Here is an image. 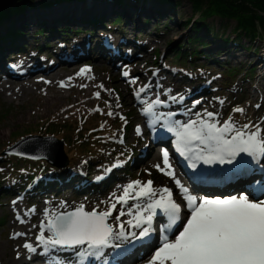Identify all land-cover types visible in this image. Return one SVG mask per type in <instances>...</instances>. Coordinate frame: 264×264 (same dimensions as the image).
Masks as SVG:
<instances>
[{"label":"rangeland","instance_id":"374dc122","mask_svg":"<svg viewBox=\"0 0 264 264\" xmlns=\"http://www.w3.org/2000/svg\"><path fill=\"white\" fill-rule=\"evenodd\" d=\"M1 1L3 0H0V2ZM10 1L12 0H7L6 3H10ZM176 3L177 7L174 11L169 9V11L165 13L160 9L161 13H159L158 16L155 14L149 16L145 31L143 30L144 32L141 33L139 30V32H137L143 35L142 48L128 47L127 52L130 50L131 54H129L126 59L122 57L125 56V51L123 50L115 57H110L109 53H103L102 49L95 48L92 50V55L95 56V59L90 60L92 55L87 52L95 41L99 43L98 32L101 30L98 29V35L92 42H87L83 32L80 34L81 37L74 34L70 37H59V35L56 34L58 39L60 38V40L64 41L68 40V46H72L75 40H77V43H75L71 49L64 50L62 52L64 54H60L62 57L59 59L58 56L54 54V52L59 53V49L56 47V50L53 52L51 51L52 53L48 52V54L44 52L41 54V60L44 61L43 64L38 65L32 63L30 68H21L20 70H25L27 73L31 71L32 74L28 79L21 80L15 77L14 74L18 73V69L15 67H13V71L10 73H0V84L3 82L4 86L9 85L7 89L3 91L0 87V180L2 182V187H5L8 182H5L4 179L15 177L16 174L20 173V171H15L14 174L12 173V169L7 165L8 160H5V156L7 155H2V150L17 139L27 136L29 133L39 135L48 134L49 129L53 128L54 125L58 128L55 130L57 134L54 135L64 140L63 146L66 152L70 154L69 156L66 154L65 163L69 162V158L74 159L73 164L76 165V168L86 173L91 172L90 174H93L92 178L103 177L101 179L103 180L105 178L103 174L106 172L107 168L111 169L110 174L117 171L120 167H112V165L118 161V156L127 153L129 148H133L134 150L133 157L128 167L131 172L130 175L115 180L102 193L73 194L69 188V181L71 180H67L66 178H64L60 184L54 186V188H56L55 190L53 189L55 194H51L50 196L46 195L47 193L43 195L34 193L36 195H31L30 192L25 194L17 192L9 197H5L4 193L1 192V260L4 261V259H6V261H15V253H11L10 251L15 243L12 240L14 238L15 226L21 224L17 220V214L21 215L25 219L26 225L31 227L34 224L39 225L41 220L46 219L44 216V210L46 208L55 210L56 212H64L83 205L86 211H91L93 208L103 210L108 206L111 195H120L123 186L134 180H151L153 181L154 187L167 186L173 190V194H175L174 198L180 201L176 194L177 190L175 184L169 177L163 175L154 167L155 164L159 163V159H157V150L161 151L165 148H156L150 140H144V135H147L149 138L150 135L148 134L149 127L146 121H144L146 116L141 112V108L143 107L141 99L151 101L159 96L162 100H170L171 96L181 94L184 97L182 101L169 102L166 105L159 106L156 111L161 110L162 112H169L170 110L168 107L172 106L170 103H180L181 107L185 109L183 114L188 117L175 116L173 117L175 118L174 120L187 121L190 118H195V113L207 109L208 111L219 113L218 119L221 123L231 115L237 122L241 120L239 122L241 124L252 121V123L264 128V26H260L259 32L262 37L261 39L253 41H250L247 37H242L240 39L242 44L250 46L248 50L244 49L239 44H233L231 46L229 44L224 48L219 42L216 43L217 39L208 37L205 39L209 41V46L206 49L210 48V50L213 51L212 54H214L217 49H220L221 52L216 58L223 62H228L227 66L234 69L232 70L234 73L231 76L223 73V67L218 66L213 61H207L202 58H199L196 63L207 65V69H202L198 67L199 65L193 66L192 64L183 65L184 68H175L173 66L175 58L172 55V50L181 43V41H187L189 29L185 22L191 17L197 18L198 15L196 13L193 15L194 12L191 5L186 0H177ZM111 6L112 5L107 3L91 1L88 5L84 6L82 4H74L71 6L63 5L45 9L44 11L30 12L26 15L28 20L26 23H29L27 26L29 28V36L27 33V39L31 41L30 46L36 43L35 41L41 42L45 40L44 38H47V35L41 36L37 34V27L40 24V19L44 18L43 21H41L44 22L49 15H51L52 19H58V14H70L73 18H69V22L62 20L57 21L56 26L61 29L64 24L68 23L69 26L77 27L80 25L79 17L84 9H90L92 11H101L104 9V11L112 16L118 9H114V6ZM141 8H139V11L136 8L127 10L128 14L125 16L124 24L121 25V28L125 27V31L128 33L130 32L128 34L130 42L135 35L131 33V31L138 30V28L134 30L135 27L133 24H135L138 17L140 18L138 21L142 22L141 18L147 15L144 13L140 14L144 12V10H147L145 7ZM137 12L139 14H137ZM131 16H133V18L135 16L137 19H133ZM110 20L113 21V19ZM47 21L48 19H46V22ZM208 22L213 23V30L217 36L220 35L219 37L228 39L235 38L232 33L233 22L223 25L218 19L214 18L208 20ZM47 25H49V23ZM114 28V39L117 41V35H119L118 29L120 26ZM109 32L110 30L105 29L103 34L105 33L104 37L111 40L112 38H109L111 36ZM211 40L213 41L211 42ZM255 47L257 53H254L253 49ZM64 57L68 59L64 60ZM258 57L262 59L261 61L263 63L258 71V73H260L259 75L255 69L251 71V67H247L249 63L252 64ZM15 60V63H17V61L23 63L24 56L16 57ZM66 61L71 62H68L65 70H63L61 66H64ZM47 64H53V71L48 76L40 71V66ZM20 66L22 65L19 64L18 67ZM86 66L90 67L91 71L84 76H77L76 74L80 69ZM124 71H128L133 77H138L139 79L137 82L135 84H129L122 76V72ZM191 75H194L193 78ZM52 76L60 82L72 77L71 80L67 81L71 86L65 89L62 88L60 92L59 87H56L57 84H55V86L52 85L53 83L50 84L41 81L47 80L48 78L51 79ZM23 82L25 83L24 86L26 89H20ZM34 82L35 85L33 86L32 84ZM199 82H203L204 85L205 82L208 84V91L205 94H200V87L203 84ZM101 84L104 86L103 89L98 87ZM145 84L151 87L146 93L142 94L140 99H138L134 95V90ZM81 85H86V87L82 88ZM191 85H193L191 87L193 91L190 89ZM11 87L17 89L10 92L12 89ZM106 89L111 91H106ZM97 91L100 92L99 98L93 95ZM47 95H53L55 98L48 107L45 105L44 101V97ZM58 95H60V99ZM216 98H220L224 102L220 103ZM197 100H199L200 103L193 107V102ZM167 105L169 106L166 107ZM257 105H259V107H257ZM97 107L103 111H95L94 109ZM236 107L244 108L245 112H234L233 109ZM109 111H112L114 115L109 116L107 114ZM80 119L85 122V128H93L90 131L91 134L93 133V136H90L92 141H84V144L88 145L89 149L85 153H82L84 155H80L77 159V148L81 147L78 146V142L81 140L77 141L75 135L71 134L70 136L59 130L64 126L63 122L74 123V120ZM102 124L104 125L103 127H101ZM137 125L141 127L142 135H137L135 131ZM95 126H99V128L94 129ZM71 127L75 128V126ZM97 134L102 135L103 138H99V142L94 143L92 145L93 147L90 148L92 142L96 141L95 137ZM168 145L170 146L169 143ZM86 155H92L93 157L90 159V157ZM81 156H84V158ZM126 158L128 159V157ZM59 159L60 158H58L59 164L56 165L63 167L65 163L63 160ZM21 164V162H18L17 165L19 166ZM99 164L102 166L101 168L98 167ZM48 171H50V169ZM107 175L108 174H106V176ZM11 179L9 181H11ZM13 201L17 202L13 204ZM33 207L35 208V212L30 215L27 214V210ZM119 208L120 205H117L116 214H118ZM116 214L115 212L113 213V217L109 221L110 223L114 222ZM127 219H129L128 216L124 217V220Z\"/></svg>","mask_w":264,"mask_h":264},{"label":"snow or ice","instance_id":"6c2138e0","mask_svg":"<svg viewBox=\"0 0 264 264\" xmlns=\"http://www.w3.org/2000/svg\"><path fill=\"white\" fill-rule=\"evenodd\" d=\"M90 71V67H82L76 75L84 76ZM122 76L129 84H135L139 79L128 71L122 72ZM60 84L68 86L64 81ZM98 87L103 89L104 86ZM150 87L142 85L134 90V95L140 99ZM93 95L99 98L100 92ZM183 99L181 94L171 96L170 100H162L159 96L151 101L141 99V112L146 116L150 130L154 131L160 124L172 134L173 148L193 171L194 180L201 183L218 182L220 179L245 180L249 188L226 197L193 194L177 178L170 153L165 148L161 150V162L154 167L174 181L180 202L167 186L154 187L151 180H134L123 186L120 195H111L108 206L103 210L93 208L86 211L83 205L66 212L46 208V219L38 225L40 231L35 236L36 243L26 240L22 245L29 259L38 254L45 258V264H85L86 261L102 259L103 264H109L106 249L112 248V255L119 256L127 251L126 246L135 247L137 242L149 243L155 232L154 223L159 219L160 243L146 264H264V166H259L264 159V128L251 121L238 124L231 115L221 123L219 113L207 109L195 113V118L187 121L174 120V112L156 111L159 106ZM199 103V100L194 101L193 107ZM94 110L103 111L99 107ZM233 111L243 113L245 109L236 107ZM107 114L114 115L112 111ZM135 131L142 135L139 125ZM52 147L49 146L48 150L51 151ZM122 163L118 160L112 167ZM201 165L208 167L202 168ZM216 165L231 167L218 169L213 167ZM254 165L259 166L261 179H253ZM223 173L227 175L221 176ZM117 205H120L118 214L110 223ZM182 205L188 213L183 218ZM33 212L34 207L27 210L29 215ZM125 216L129 219L122 220ZM17 220L26 222L19 214ZM35 227L37 225H33ZM45 232L49 235L46 236ZM13 235L14 238L25 237L28 233L16 232ZM171 235L175 238L170 239ZM62 250H74L77 259H64L60 255ZM19 256L17 252V258Z\"/></svg>","mask_w":264,"mask_h":264},{"label":"trees","instance_id":"16d2710c","mask_svg":"<svg viewBox=\"0 0 264 264\" xmlns=\"http://www.w3.org/2000/svg\"><path fill=\"white\" fill-rule=\"evenodd\" d=\"M91 1L107 3L109 5H112L111 7L114 6V9L118 10L111 16L106 11H104V9H102L101 11H92L90 9H84L83 13H81V16L79 17V26L72 27L69 26L68 23H66L64 24V26H62L61 29L56 26V22L61 20L69 22V18L73 17H71L70 14H58V19H52L51 15H49L46 19H48V21L50 22H46V19L44 20V22H41L44 18L40 19L41 21L37 29V34L41 36L59 35V37H70L73 34L80 35L83 32L84 34H88V38L91 42L94 40L98 29H106L114 32V27L120 26V28L118 29L119 33L126 34L127 32H125V27L121 28V25L124 24L125 16H127L128 14L127 10H130V8H136L139 11V8L145 7L147 8V10H144V12H141L140 14L144 13L147 15L141 18V23H138V20H140L139 17L137 19L135 18V16L134 18L133 16H131L133 19H137L135 24H133V26L135 27L134 30L138 28V30H140L142 33L145 31L146 25L148 24L149 16H152L153 14L158 16V14L161 13L160 9L167 13L169 9H172L174 11V9L177 7V0H29L28 2L15 1L10 3L9 5L0 8V57L2 59L5 58L6 50L8 51L7 54H12L19 52L23 49H27V46L25 44H20L19 41L22 39V37H24L25 32L27 33V31H25V28L29 29L27 27L29 23H26V21H28L26 16L28 13L35 11H44L45 9H51L55 6H71L74 4H82L84 6L88 5ZM186 1L191 5V8L194 12L193 15H195V13L198 15L197 18L191 17L189 18V20H187V22H185L187 28L189 29V35L187 37L186 42L181 41V43H179L172 50V55L175 58V63L173 62V65L178 68H184L183 65L192 64L193 66L199 65L198 67L202 69H207V65L196 63L199 58H202L206 59L207 61H213L218 66L223 67V73L225 75L229 74V76H231L234 73L232 71L234 69H231V67L227 66L228 62H223L220 59L216 58L221 52L220 49H217L214 54H212L213 51L210 50V48L206 49L209 46V41L205 39L207 37L217 39L216 43L219 42L220 45L224 48H226V46L229 44L230 46L233 44H239L241 47L248 50V47L250 48V46H245L244 44H242L240 39L242 37H247L250 41H253L262 38L259 31L260 26H264V0ZM137 14L139 13L137 12ZM213 18L218 19L223 25L233 22L234 25L232 28V33L234 34L235 38L228 39L221 38L219 37L220 35L217 36L213 30V23L208 22V20H211ZM110 19H113V21H111ZM48 23L49 25H47ZM141 35L142 34L135 35V47H141ZM212 41L213 40H211V42ZM38 46L40 49L41 46ZM255 49L256 47L253 49L254 53H257ZM249 66L251 67V71H253V69L256 70L257 68V65L252 66L251 63L248 64L247 67ZM63 125L64 126L59 131H63L64 134L67 133L70 136L71 134H73L76 136L77 141L81 140L80 142H78V146L81 147H78V153L76 152L78 159L80 155H84L82 153H85L89 149L88 145L84 144V141H92V139H90V136L92 135H90V131L93 128H85L83 120L81 119L74 120V123L63 122ZM71 126H75V128H72ZM96 128L97 126L94 129ZM57 129L58 128H56V125H54L53 128L49 129L48 134H57V131H55ZM95 142L97 143L98 140L96 139ZM95 142H92L90 148L93 147L92 145ZM66 154H68V156L70 155L68 152H66ZM81 157L84 158V156ZM88 157L92 159L93 156L89 155ZM6 159L8 160L7 165L12 169V173L14 174L15 171H20V173L16 174L15 177H11L12 179H4L5 182L8 181L6 187H2V182L0 180V193L3 192L5 197L9 194L14 193L16 190L24 192L30 191V193H33L37 190L41 192L44 191L48 193H54V190L56 189L54 188V186H57L58 182L62 181L65 174L68 173L69 170H71L74 166H76L73 164L74 159L71 158H69L68 164L62 168L51 166L45 161H29L15 156H5V160ZM18 162H21L22 164L18 166ZM49 169L50 171H48ZM38 172L48 177H53L55 180V184H45L42 179L38 178ZM128 172V169H124L122 171V173L124 174H129ZM10 179L11 181H9ZM106 185V183H103V186L92 185L91 187H87L83 190H85L86 193L89 192V190L95 192L96 189L101 190ZM26 186L28 187L27 190L24 189V187ZM76 186L78 188H76ZM81 187V180L76 178L73 179L72 186H70L69 188L72 192L76 193Z\"/></svg>","mask_w":264,"mask_h":264},{"label":"bare ground","instance_id":"6f19581e","mask_svg":"<svg viewBox=\"0 0 264 264\" xmlns=\"http://www.w3.org/2000/svg\"><path fill=\"white\" fill-rule=\"evenodd\" d=\"M61 61V60H60ZM68 62H71V61H66L65 62V65L64 66H61V68L63 69V70H65V68H66V65H67V63ZM19 66V64H17V63H15V68L16 67H18ZM52 66H53V64H51V65H49V66H47V65H42V66H40V71H42V73L44 74V75H46V76H48V75H50L51 73H52ZM20 71V72H19ZM32 73H31V71L30 72H25V70H18V73H16V74H14V76L15 77H17L18 79H21V80H25L26 78L28 79L29 78V76L31 75ZM20 80V81H21ZM42 82H47V83H53L52 85H55V84H57V86L56 87H59V90H60V92H61V89L62 88H67V87H69V86H71L69 83H67V81H69V80H64V82H65V84L66 85H68V86H65V87H62L61 86V84H60V81H58V79H54V76H52L51 77V79L50 78H48L47 80H41ZM1 82V81H0ZM36 82V81H35ZM35 82L32 84L33 86L35 85ZM37 83V82H36ZM24 82L21 84V87H20V89H26V87L24 86ZM1 86V90L3 91V90H5V89H7V87L9 86H4V83L2 82V84H0ZM12 88V87H11ZM17 88H12L11 90H10V92H13V90H16ZM12 94V93H11ZM58 97H59V99H60V95H58ZM55 100V98H54V96L53 95H51V96H45L44 97V101H45V105L48 107L49 105H51V103H52V100ZM58 99V98H57ZM54 102V101H53ZM264 109V108H263ZM247 110V109H246ZM263 113V112H262ZM190 114H192V113H190ZM185 118H187L188 116H184ZM241 119V118H240ZM241 120H239V122H240ZM255 121V120H254ZM238 122V123H239ZM242 122H244V121H242ZM252 122V121H251ZM239 124H241V123H239ZM157 159H159V163L161 162V152H158L157 153ZM176 170V169H175ZM176 173V176H177V178H179L180 179V176H179V174L177 173V171L175 172ZM181 180V179H180ZM171 181L174 183V181L171 179ZM182 181V180H181ZM177 194V193H176ZM175 195V194H174ZM179 202V201H178ZM19 210V209H18ZM22 211V210H21ZM117 212H115V214H116ZM126 217V216H125ZM26 218V217H25ZM122 220H124V217L122 218ZM34 225H36V224H34ZM40 231V229H39V227H38V225H37V227H35V228H33V225L31 226V227H29V226H27L26 225V223H21V224H17L16 226H15V232L14 233H16V232H26V233H28V235L27 236H25V237H16V238H13L12 240L15 242L14 243V246H13V248L11 249V253H15L14 254V257H15V261H10V260H8V261H6V259H4V261L3 260H1L0 259V264H45V258L43 257V256H41V255H38V254H34V255H32V257H31V259H29L28 258V256H29V254L27 253V251L22 247V245L25 243V241L26 240H29V241H31L33 244H35L36 243V241H35V236H36V233H38ZM45 235L47 236V235H49V233L48 232H45ZM7 246V245H6ZM1 248V247H0ZM112 248H108V249H106V250H111ZM1 250V249H0ZM17 252H19L20 253V256H19V258H17V256H15V255H17ZM0 253H2V252H0ZM60 255L61 256H63L64 257V259H66V260H70V261H72V257L70 256V255H74V252H72V251H68V250H66V251H64V250H62L61 251V253H60ZM146 260L147 259H144V260H142L141 262H139L138 264H146Z\"/></svg>","mask_w":264,"mask_h":264},{"label":"water","instance_id":"95a60500","mask_svg":"<svg viewBox=\"0 0 264 264\" xmlns=\"http://www.w3.org/2000/svg\"><path fill=\"white\" fill-rule=\"evenodd\" d=\"M6 1L0 2V8L15 1L28 2L29 0H12L8 4ZM63 144V140L54 136L27 135L5 148L2 151V155H14L30 160H45L50 164L56 165L59 164L58 158L63 160L64 163L66 161ZM49 146H53L51 151L48 150Z\"/></svg>","mask_w":264,"mask_h":264}]
</instances>
